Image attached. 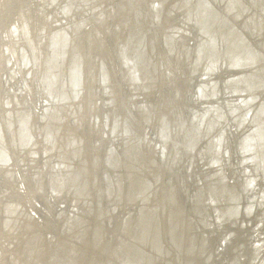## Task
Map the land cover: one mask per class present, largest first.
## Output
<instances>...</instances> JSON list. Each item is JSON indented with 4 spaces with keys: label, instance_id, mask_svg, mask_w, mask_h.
I'll list each match as a JSON object with an SVG mask.
<instances>
[{
    "label": "bare ground",
    "instance_id": "bare-ground-1",
    "mask_svg": "<svg viewBox=\"0 0 264 264\" xmlns=\"http://www.w3.org/2000/svg\"><path fill=\"white\" fill-rule=\"evenodd\" d=\"M186 1L0 0V75L16 59L12 95L25 93L0 112V264H259L264 227L234 228L214 263L212 229L233 228L201 227L206 246L195 225L210 206L232 220L239 167L264 197V0H211L238 31L215 26L216 55ZM239 32L255 52L233 45ZM145 219H160L165 251Z\"/></svg>",
    "mask_w": 264,
    "mask_h": 264
},
{
    "label": "water",
    "instance_id": "water-1",
    "mask_svg": "<svg viewBox=\"0 0 264 264\" xmlns=\"http://www.w3.org/2000/svg\"><path fill=\"white\" fill-rule=\"evenodd\" d=\"M191 1H194L197 4V8L199 9L198 10L199 14L201 15V24L203 25L204 31L205 32L207 31V33L209 32L208 35L212 39V48H213V51L215 52V50L217 49L218 36L215 34L211 35L210 32L215 28V26L219 25L220 28L225 29V32L223 33L222 36L227 39V36H228V34H230V32L237 31L235 24L229 18L222 15V12L219 10L217 3H213L211 0H187L186 2L190 3ZM239 33H241V35L238 34V39L232 40V42L234 43L233 45L237 46V44H241L243 46H246L245 49L247 50V55H250L253 52H255L256 51L255 49L257 47L252 46V45L249 46V44L247 45V43L249 42L247 36L242 32H239ZM238 54L239 53H236V51L234 49L233 55L235 58H237L236 56H238ZM215 55H216V52H215ZM215 60H217V57H214L209 61L211 66L214 65ZM228 76L232 77V74H230ZM204 79L205 78H203V76L198 77V80H200V81L198 83L199 85L195 89V92L199 96L200 95L202 96L204 93V87L202 86V82L204 81ZM243 82H248L249 85H251L254 83V80L251 78H250V81H248L247 79H243ZM226 83H228V82L224 83V85H225L224 91L229 94L230 89L227 87ZM212 84H214V81H212ZM193 85H194V83H193ZM190 86H192V85L190 84ZM240 91H243V89L242 88L236 89V93L240 92ZM242 101H243V98L240 99V101L236 104L237 105L242 104ZM234 102H237V101L234 100ZM230 105H232V103ZM235 108L236 107H234V105H232L229 109L233 110ZM223 110L224 109L222 107H217L215 109L216 113L218 112L220 114H223V112L225 113V111H223ZM260 110H262V112H264V104ZM199 114L201 115V114H205V113H199L197 111L194 112L195 117ZM190 118L193 119V115H191ZM219 136H221V135H219ZM219 136H217L215 138L216 143L218 142L217 138ZM190 146L192 147V145H190ZM239 153L241 154L242 151ZM215 161H216V158L212 159L210 161L211 165H214L215 163H217V161L216 162ZM246 167H248V166H246ZM237 171H238L237 172V182L239 185H240V181H243V183L240 185L241 189L239 186L237 187L236 185H235V187H233V190L235 191V194L233 195V198L236 200V203H234L235 205L230 206L229 209H228V207H226V209L229 210L230 215H233L230 217V219H232V220H227V221H229L228 224L221 225L223 223H226L225 221H223L224 219H221L220 217H216V215L213 211H211V215H209L208 212H209V210H211V206L207 207V210H206V207L204 209H202V211L199 212V215L197 216L198 220L196 222L195 229L203 237L202 239L205 242L206 246H208L209 233L206 231L200 232L201 227H206V228L210 229L211 227H214L215 221H219L218 225L216 226L217 228L220 229V227H222V226L225 228H228V229L233 228V230H229L224 235H220V236H218V233H219L218 230L215 232V229H212V231H211L212 234L210 235L209 243L211 244V241L213 240V249H214L215 253H213L212 251L209 250L210 254L207 255V258H206L209 261H210V257L212 260L215 254H216V257L218 259L220 256V253H218L220 251V249L224 250L225 248H228L231 245V243L235 239V237H233V234L235 232L234 228L244 226L243 229H245L247 227V225H249L251 223V226L253 227V229H255L256 232H258V231H261V229H263V227H264V197L261 201V197H260L261 190L258 191V189H256L255 180L253 178L251 179V181H247L249 175H248V173L244 175L243 168L239 167L237 169ZM177 172L178 173L179 172L184 173V169L178 168ZM143 185L145 188H147L149 185L151 186L149 181L142 183V186ZM189 200L191 202L190 197H189ZM188 205H191V204H188ZM219 212L220 211H218V214H219ZM218 214H217V216H218ZM254 218L258 219L259 221L255 222V224L252 225L253 222H250V221ZM215 219H217V220H215ZM155 220L157 221V219H155ZM150 221H151V219H150ZM159 222H160V219H158V221H157V226L154 227L151 223H149V219H145L144 224L147 225V227H149L153 231H155L154 244H155L156 250L158 249L159 252H163V251H165V242L163 241L162 226L159 225ZM256 232H255V234H257ZM261 232H263V231H261ZM249 233H252V234H249ZM253 234H254L253 231H250V230L244 231V235L246 236V239L248 240V242H249L250 236H252ZM213 235H214V237H213ZM172 237L173 236L171 234V237H169V239H172ZM174 241L178 242L177 246H179L180 249H182L183 240L179 239V240H174ZM248 245H249V247H251L250 243H248ZM35 248L36 247H35V243H34L33 249H34L35 253L37 255H39L40 250L37 248V251H36ZM262 248H264V240L262 241V243L260 244V246L257 249H255V246L252 247V250H253L252 253L253 254L251 255V259H250L251 262L255 261V259H257L260 256L261 252L263 251ZM133 249H134V255L137 258H133L132 262L137 261V262L141 263L142 261L146 260L145 256H144L145 254L143 251L137 249L136 247H134ZM246 251H247L246 246L245 245L241 246L239 244L238 248L236 250L234 249V256H236V257L242 256L243 252H246ZM39 259L43 262L45 260L44 257H42V255L40 256ZM131 260L132 259L129 258L128 261L130 262ZM216 261L221 262V259H218V260L215 259L214 263ZM250 261H249V263H250ZM165 264H172V263L167 261V262H165ZM221 264H222V262H221ZM234 264H236L235 261H234ZM259 264H264V256L260 259Z\"/></svg>",
    "mask_w": 264,
    "mask_h": 264
},
{
    "label": "rangeland",
    "instance_id": "rangeland-1",
    "mask_svg": "<svg viewBox=\"0 0 264 264\" xmlns=\"http://www.w3.org/2000/svg\"><path fill=\"white\" fill-rule=\"evenodd\" d=\"M35 1L38 2V0H33L34 3H35ZM40 2H41V0H40ZM20 4H21V7L27 6L29 8L27 3H23V0H22V3H20ZM38 5H39V3H38ZM15 60L11 64H7V69L9 71V73L12 74V77L9 76V78L6 80V83H4V80L6 78V77L4 78L5 74L0 75V77L2 78V84L0 83V112L2 111L3 108L4 109L8 108V109L13 110L15 113H18L21 110V108H20L21 105L23 107V101H22L21 96L24 95L25 93L20 94V92H18L16 94L12 95L13 92L19 90V88L15 89V90L11 89V85H14V83H15L14 78L16 79V72L19 75H20V73H22L20 65L18 64V62L16 63L17 60L16 61ZM20 81H21V83H23L21 77L18 79L19 84H20ZM18 83H15V84L18 86ZM20 102H21V104H20ZM7 112H9V111H7ZM12 115H13V113H12Z\"/></svg>",
    "mask_w": 264,
    "mask_h": 264
}]
</instances>
